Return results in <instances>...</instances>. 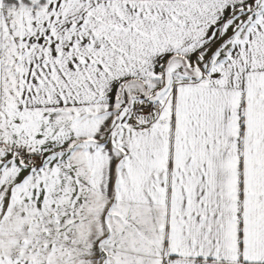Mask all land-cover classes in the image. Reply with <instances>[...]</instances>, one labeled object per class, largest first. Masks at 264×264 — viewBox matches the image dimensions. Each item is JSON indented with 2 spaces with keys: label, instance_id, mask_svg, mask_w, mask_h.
Here are the masks:
<instances>
[{
  "label": "snow or ice",
  "instance_id": "obj_1",
  "mask_svg": "<svg viewBox=\"0 0 264 264\" xmlns=\"http://www.w3.org/2000/svg\"><path fill=\"white\" fill-rule=\"evenodd\" d=\"M0 264H264V0H0Z\"/></svg>",
  "mask_w": 264,
  "mask_h": 264
}]
</instances>
